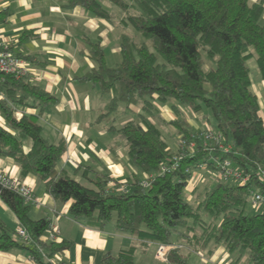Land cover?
<instances>
[{
	"label": "trees",
	"instance_id": "obj_1",
	"mask_svg": "<svg viewBox=\"0 0 264 264\" xmlns=\"http://www.w3.org/2000/svg\"><path fill=\"white\" fill-rule=\"evenodd\" d=\"M58 2L63 8L82 7L97 18L118 20L123 29L121 62L109 66L101 43H94L90 56L97 67L83 80L112 95L98 120L113 119L109 130L125 141L129 163L141 175L133 173L122 181L86 168L75 171L81 172L82 182L66 170L59 171L66 144L49 142L39 124L41 111L56 98L27 79L1 74L5 99H0V112L18 135L0 125V158L16 161L22 176L38 177L55 200L70 202L74 219L86 218L99 226L113 223L119 232L171 247L169 264H190V252L210 245H223L239 257L247 255L251 264H264V213L246 211L251 191L264 193L257 172L264 167V120L248 66V60L256 58L264 81V0ZM105 2L120 13L105 8ZM156 103L170 105L177 119H162ZM16 104L41 109L18 118ZM180 108L206 112L207 120L216 123L212 130L231 147L229 153L206 140L205 130L193 131ZM121 114L132 119L117 126L114 122ZM170 126L179 138L176 149L166 139ZM25 140L31 142L29 151ZM223 159L250 174L249 182L240 185L215 178L196 187L189 200L190 182L200 164L217 174L216 161ZM148 176L153 178L146 186ZM110 181L114 186L107 189ZM0 199L30 237L20 236L0 217V251L28 250L37 264H47L42 252L53 259L70 248L69 242L49 240L52 220L31 219L34 205L14 190L0 185ZM136 252V246L117 255L108 252L101 264H135Z\"/></svg>",
	"mask_w": 264,
	"mask_h": 264
},
{
	"label": "crops",
	"instance_id": "obj_2",
	"mask_svg": "<svg viewBox=\"0 0 264 264\" xmlns=\"http://www.w3.org/2000/svg\"><path fill=\"white\" fill-rule=\"evenodd\" d=\"M122 32L118 20L110 22L97 18L82 7L63 8L58 0H0V36L10 43L16 55L26 60L30 72L27 80L56 98L54 103L43 108L39 116L42 135L53 144L65 142L66 152L57 168L59 171L66 170L82 182L81 172L75 174L79 169L88 168L91 173L110 175L122 181L133 173L140 174L129 163L125 141L109 130L113 119L104 122L98 120L112 95L102 93L97 85L83 80L97 67L90 56L94 43H101L106 62L107 55L116 57L115 65L121 62ZM248 66L251 74L252 70L257 72L255 78L251 76L252 90L259 98L260 115L264 120V81L256 58L249 59ZM156 105L159 115L166 122L177 119L170 105ZM40 109L41 106L29 109L16 104V117L38 114ZM180 109L193 131L215 127L214 120H207L206 112L193 113L187 108ZM133 110L135 113L139 111ZM128 115H119L114 124L120 126L131 120L132 116ZM0 125L18 135L8 126L1 112ZM168 132L175 137L174 127L170 126ZM175 141L178 144V136ZM24 146L29 151L31 142L25 140ZM0 172L26 183L34 190L38 205L33 206L29 216L33 220L50 218L52 232L59 233L58 241L71 243L69 249L57 255L68 264H101L106 253L117 255L133 246L137 247V255H143L142 261L146 258V264L150 248L157 249L156 243H146L132 234L119 232L113 223L99 226L86 218L74 219L69 213L70 202L63 204L55 200L35 175L22 176L20 165L11 158H0ZM213 177L217 178L216 175ZM206 180L199 173L193 176L187 194L189 200H193L194 189L203 186ZM257 211L264 213L258 205ZM0 217L14 230L22 227L16 214L1 199ZM192 253L199 258L200 264H251L247 255L239 257L223 245H210L199 252H190L189 259ZM153 255L157 262L169 264L157 260L155 252ZM0 264L37 263L28 250L13 249L0 251Z\"/></svg>",
	"mask_w": 264,
	"mask_h": 264
},
{
	"label": "built area",
	"instance_id": "obj_3",
	"mask_svg": "<svg viewBox=\"0 0 264 264\" xmlns=\"http://www.w3.org/2000/svg\"><path fill=\"white\" fill-rule=\"evenodd\" d=\"M0 74L5 77V76H13L17 80L20 79H27L29 77V69L27 66V62L25 59L22 57L16 55L12 50H11V45L8 41L4 40L0 36ZM3 79V78H2ZM0 99L4 100L5 95L3 92L0 90ZM19 116V114H17ZM20 118V117H18ZM204 138L208 141H212L214 143H217L220 147V149L224 153H229L231 147L230 146H225L222 143V138L220 135H218L214 130L211 128H208L204 132ZM191 147H193V144H191ZM214 149H210L212 151ZM176 159L172 165L174 167L177 166ZM217 167H218V172L216 177L221 180H233L235 182H238L240 185H245L246 183L249 182L251 179V175L248 173H245L242 169L239 167H236L233 165L232 161L229 159H223L221 161H216ZM199 168L201 170H206L205 169V164H200ZM200 170V171H201ZM163 171H168V167L163 166ZM258 172V177H260L261 181L264 183V167L260 166L257 169ZM198 173V172H197ZM196 174V173H195ZM194 174V175H195ZM152 176H148L146 181L143 183L144 185H148L150 180L152 179ZM0 185H2L5 188L12 189L16 193H18L27 203L33 204V205H38V201L34 195V190L27 185L26 183L12 178L7 174H4L0 172ZM114 186V182L110 181L109 184L107 185V189H110ZM251 197H252V202L255 205H258L263 208L264 211V193H261L259 191L253 190L251 191ZM18 233L20 236L28 239L29 234L27 230L23 227L18 229ZM59 233L58 232H51L49 235V240L51 241H58ZM171 247L163 244H157V255L156 259L162 262H167V255L170 251ZM43 256L47 259V264H68L64 262L62 259H60L58 256H56L53 259L48 258L44 252H42Z\"/></svg>",
	"mask_w": 264,
	"mask_h": 264
},
{
	"label": "rangeland",
	"instance_id": "obj_4",
	"mask_svg": "<svg viewBox=\"0 0 264 264\" xmlns=\"http://www.w3.org/2000/svg\"><path fill=\"white\" fill-rule=\"evenodd\" d=\"M104 7L107 8V9H109V10H111L115 15H117V14L120 13V11L116 8V6H114L111 3L105 2L104 3ZM131 31L133 32V30H131ZM107 57H108L107 63L110 66H114L116 64V59H115L116 57L113 58V56H111V55H107ZM256 74H257V72H255V71L252 70V74H251L252 78H255ZM185 110H187V109L185 108ZM212 122H213V119H212ZM201 131H204V130H201ZM175 138H176V134H175V137H172L170 134L169 135L168 134L166 135V139L169 142L170 147L173 148V149H176L177 148V141H175ZM199 174L202 175V178L208 179V181H206V183L204 182L203 184H210L213 181L214 182L216 181L215 180V177H213V176H215L216 173L214 171H212V170H202V171H199ZM201 184H202V182H201ZM246 211H247V213H250V214H255V213L258 212L257 211V205L253 204L251 199H249V203L247 205V210ZM154 252H155V257H156V255H157V249L155 251V247L150 248L149 254L146 255V257L149 259L146 264H163L161 262H157L156 260H154V255H153ZM142 260H143V255H137L136 254L135 264H144L146 258L144 259V261H142ZM189 263L190 264H200V260H199V258L197 256H195L192 253L190 255Z\"/></svg>",
	"mask_w": 264,
	"mask_h": 264
}]
</instances>
